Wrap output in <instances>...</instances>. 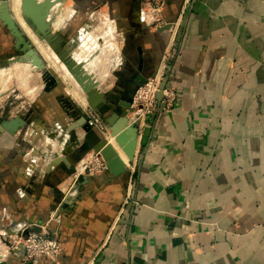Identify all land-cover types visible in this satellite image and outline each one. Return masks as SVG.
<instances>
[{"label": "crops", "instance_id": "0c3cea01", "mask_svg": "<svg viewBox=\"0 0 264 264\" xmlns=\"http://www.w3.org/2000/svg\"><path fill=\"white\" fill-rule=\"evenodd\" d=\"M63 1L71 18V4L75 19L103 11L118 40L123 68L102 89L115 111L166 59L177 100L149 118L125 175L82 181L62 204L61 224L50 225L62 244L56 264H264V0H197L170 45L168 31L141 22L143 0ZM182 5L168 0V23ZM71 33L81 35L64 26L62 37ZM57 110L62 123L60 102ZM47 123L35 120L8 145L0 138V216L13 228L46 225L71 176L64 163L47 177L27 172L25 154L45 145L31 133Z\"/></svg>", "mask_w": 264, "mask_h": 264}, {"label": "rangeland", "instance_id": "374dc122", "mask_svg": "<svg viewBox=\"0 0 264 264\" xmlns=\"http://www.w3.org/2000/svg\"><path fill=\"white\" fill-rule=\"evenodd\" d=\"M10 3L11 0L9 1V8L11 10ZM71 6L74 5L71 4ZM102 12L103 11L98 10L97 14H95L94 16L91 15L84 19L83 18L75 19V16H73L72 18L67 16L69 11L68 12L65 11L63 12V15L61 14L60 17H62V19L65 20L63 23L64 26L69 28H74L76 33H79V31L82 32L83 28H85L87 25L88 28L87 29L85 28L86 34L81 39L82 42L80 41L79 42L80 44L78 43L77 44L78 46L76 45L74 51L76 54L83 55V57H81V59L83 58L82 60H84L83 62H85V59L86 62L90 60L88 62L89 64L87 63L88 65H86L87 67L85 65L84 66L86 67V69H88V67L89 68L93 67L92 69H88V70L89 71L91 70L93 76L95 74L96 75L94 77L89 74L87 75H89L91 78H93L94 81L97 82V86L100 87V90L107 95V102L113 106L115 104L113 98L108 92H104V90L102 89L106 90L110 87V83H111L110 78L112 79L114 77L115 72L123 68V64H120L118 67L116 65L117 63L116 60L119 61L121 55L119 50L118 40L116 39V37L113 38L114 37L113 32H110L112 31L111 28L109 27L110 29H107L108 28L106 26L107 21L104 18ZM88 18L89 19L92 18V21H90ZM0 27H3L1 23H0ZM19 28L24 33V31L20 26ZM90 34H92L93 36H91ZM108 34H110V36ZM24 35L29 39V37L25 33ZM72 35L73 33H71L70 35L71 39H68L67 37H66L67 39L64 38L65 40H67V43L73 40ZM94 36H97L98 39H96V37ZM92 37H94V39H92ZM90 39L94 41H91ZM87 41L90 43H86ZM32 45L34 46L33 43ZM94 46H97L98 48L97 47L94 48ZM117 49L119 50V52ZM71 55L74 58V53ZM18 56L19 55L17 51L14 50L13 38L9 35L7 30L4 29L3 33L0 34V64L5 66L4 68L0 69V123L4 120L14 119L17 116H25L26 118H28L29 123L33 124L35 120H40L41 118H43V116H47L49 118V121L51 122V123H47L49 126L46 125L47 131L42 132L43 134L41 135L38 134L37 132H34L36 133V135H38L37 142L42 140V142L49 143L48 144L49 146L47 148L45 149L41 148L40 150H38V152L41 153V160L38 163V169L40 170L42 166H44L46 163L48 164V162L51 161V159L46 161V158H49L50 156L43 155L42 152L44 150L45 151L47 150L48 152L56 153L57 155H59V157L62 156L63 153L67 152L66 154L68 155V153L71 154L73 152V156L75 157V161L73 162V167L74 169L76 168L78 169L82 163H87L89 161L90 154L94 153V150H90L89 152H84L81 149H79L77 147L78 145L74 143V140H72V137L69 135V132L66 129L70 125V123H72V111L83 109L85 106L90 105L91 103H89L88 99L87 100L85 99L86 96L84 94L81 95V92L78 91L77 87H75L76 85L73 84L74 82H72L71 79L62 77V74L59 73L57 70H55V68L53 67L54 64L48 63L46 60H44V58L41 55L40 56L45 61V69L43 71H39L34 67L32 68L29 65H26L28 61L27 62L19 61L17 59L19 58ZM114 57L116 59H114ZM94 58L95 60H93ZM10 61L13 64H10L9 63ZM94 62H96L95 65ZM78 64L81 65L86 72L84 66L80 63ZM96 64L99 65L97 66ZM93 69L94 70L97 69V71H94ZM101 74L103 75L101 76ZM147 81L148 79L146 80V82ZM75 82L77 83L76 80ZM145 83L139 85L136 88V90L140 86L144 87L146 85ZM77 85L79 84L77 83ZM80 96L85 98H81ZM83 99L85 102L82 101ZM58 102H60L65 109V116H64L65 118L63 121L64 123L63 122L56 123L59 118V114L57 110ZM68 102H70V104L74 106V109L67 108ZM80 132L83 134V131L81 130L78 131L77 133L80 134ZM50 135L51 136L54 135L53 141H50V137H51ZM66 135H68L69 137L67 136L68 137L67 138ZM4 136L7 138H5V140H3L2 142L8 145L10 141L9 135L5 134ZM102 138L103 139L106 138V141H108L107 136L105 137L102 136ZM62 142L64 146L62 145ZM34 145H36L35 142ZM69 149H71L70 152L67 151ZM54 169L55 168H51L50 173H52ZM74 173L75 171H71V175ZM80 187L78 190H81ZM61 200H62V196H60L56 202L58 204H64V202L61 203Z\"/></svg>", "mask_w": 264, "mask_h": 264}, {"label": "built area", "instance_id": "2783aa9c", "mask_svg": "<svg viewBox=\"0 0 264 264\" xmlns=\"http://www.w3.org/2000/svg\"><path fill=\"white\" fill-rule=\"evenodd\" d=\"M192 1L193 0H183L181 13L178 19L172 23H168L163 15L168 0H143L140 7L141 22L145 26L157 31L170 25V29L168 30L170 33V45L175 41ZM167 54L165 55V59L169 56ZM120 64H122L121 55L118 63H116L117 67ZM170 71L171 66L169 64V59H166V62L162 65L158 73L154 77L148 79L144 87L140 86L132 97L128 119L131 124L137 125L139 145L142 143L149 118L157 111L160 113H168L175 105V101L177 100L175 87H169L167 85L164 90V100L160 107L156 99L159 86L163 79L170 74ZM80 111L86 118L89 128L104 137L109 135L110 130L108 125L97 111L93 110L89 105L85 106ZM33 133L34 132L31 134ZM25 136H27V134H25ZM25 139L27 140V138ZM78 143L79 145L77 147L79 149L84 152H89L83 146V138L79 139ZM44 144L43 149L49 146L48 142H44ZM42 154L50 156L46 158V161L50 159L51 161L42 166L40 170L38 169V163L41 160V153L38 152L36 148H32L25 154L24 157L28 165V173L35 175L37 172L39 173L45 169V177L50 174L48 169L50 166L52 167V161L56 160L55 156L57 154L48 152L47 150H44ZM74 171L75 173L70 176L68 184L58 190V197L62 196L61 203L75 200L78 197L80 194L78 189L83 181L82 178H85L87 181L96 178L99 175L108 173V168L101 154L94 152L90 154V159L87 163H82L81 166ZM128 200H130V195L128 196L127 201ZM61 206L62 204H59L51 215L48 223L40 227L24 223L13 228L11 224L6 225L4 217L0 216V264H40L42 261L48 262L49 264H56L62 255V244L59 240L51 236L50 225L52 223L61 224Z\"/></svg>", "mask_w": 264, "mask_h": 264}, {"label": "water", "instance_id": "95a60500", "mask_svg": "<svg viewBox=\"0 0 264 264\" xmlns=\"http://www.w3.org/2000/svg\"><path fill=\"white\" fill-rule=\"evenodd\" d=\"M9 1L10 0H0V23L14 40V50H16L19 55L17 59L22 62L30 61L32 66L36 67L39 71H43L45 69V61L15 22L9 8ZM61 1L63 0H22V9L32 29L44 39L55 54L58 55L60 61L66 65L84 93L92 100V104L89 106L97 111L108 125L110 136L123 151L128 163H125L111 143H107L106 138H101L96 131L91 130L87 126V120L80 110H73L72 123H70L66 130L74 140V143L79 145V139L83 138V146L85 149L100 153L107 165L109 174L115 178H119L127 173L128 168L126 164L135 161L139 146L137 125L131 124L128 119L130 103L125 105L122 112L118 113L115 111L113 106L107 102V95L97 86V82L87 75L83 67L73 59L68 50L69 42L67 43L64 37L53 30L52 23L48 19V10L53 9ZM196 3L197 0L192 1L190 10L194 8ZM169 29L170 25H167L158 31H168ZM9 63L12 64L11 61ZM169 79L170 74L163 79L159 86V91L156 95L159 107L164 100V90L168 85ZM145 82L146 80H143L140 85ZM70 109H74L73 105L70 106ZM29 125V120L25 116H17L11 120H4L0 123V138L5 134L15 137ZM80 130L83 131V134L77 133ZM148 147L149 144L145 146L143 150L144 153L147 152ZM68 156L69 153L68 155L63 153L60 157L56 155V160L53 161L52 167L50 166L48 170L51 171V168H56L64 163L71 171H74L73 161L71 158H66ZM82 180L87 181L85 178H82Z\"/></svg>", "mask_w": 264, "mask_h": 264}, {"label": "bare ground", "instance_id": "6f19581e", "mask_svg": "<svg viewBox=\"0 0 264 264\" xmlns=\"http://www.w3.org/2000/svg\"><path fill=\"white\" fill-rule=\"evenodd\" d=\"M39 1H44V0H39ZM11 10H12V12L11 13H13V18H14V20H16L15 22L17 23V25H19L21 28H22V30L24 31V33L29 37V39L32 41V43L34 44V46L36 47V49H37V51L39 52V54L44 58V60H46L48 63H53L54 65H53V67L55 68V70H57L59 73H61L62 74V77H65V78H69V79H71V81L72 82H74L73 84L74 85H76L75 87H77V89H78V91H80L81 92V95L82 94H84L85 96H86V98L85 97H81V98H85L86 100L88 99V101H89V103H91L92 104V100L84 93V91H82V89H81V87L79 86V85H77V83L75 82V77L73 76H71V73H70V71L67 69V67L65 66V64H62L63 62H61L60 61V59H59V57H58V55L56 56V54H55V52H53V50L51 49V47H49V45L46 43V41L44 40V39H42L33 29H32V27L29 25V23L27 22V20H26V18H25V13H24V11H23V9H22V0H11ZM69 9H70V6H69V3H66V2H64V1H61L60 3H58L53 9H50V10H48V19L50 20V22L52 23V26H53V29L56 31V32H59V34L62 36V32H63V29H64V21L65 20H63L62 19V17H60L61 16V14L63 15V12H65V11H69ZM72 9V8H71ZM87 29V28H86ZM86 29H84V30H82V32H81V35H79L78 37H76L75 39H73V40H71L70 42H69V44H68V50H69V52H70V54H73L74 53V60H76L77 61V63H80V64H82L83 66L85 65H88L89 63V61L88 62H86V59H85V62H83L84 60H82L81 59V57H83V55L82 54H76L75 53V51H74V49H75V47H76V45L81 41V39L84 37V35L86 34ZM108 29V28H107ZM110 32H112V31H110ZM90 33V32H89ZM102 33H103V31H102ZM101 33V34H102ZM105 33V32H104ZM106 34V33H105ZM91 36H93L92 34H90ZM89 35V36H90ZM109 36H110V34H108ZM107 35V36H108ZM100 36V35H99ZM98 36V37H99ZM94 37H96V39H98L97 38V36H94ZM94 37H92V39H94ZM102 37V36H101ZM89 38V37H88ZM110 38V37H109ZM91 40V39H90ZM105 40V39H104ZM111 40V39H110ZM91 41H94V40H91ZM82 42V41H81ZM96 42V41H95ZM106 42V41H105ZM86 43H90V42H86ZM111 43V42H110ZM80 44V43H79ZM97 44H98V42H97ZM112 44V43H111ZM83 45V44H82ZM108 45V44H107ZM78 46V45H77ZM113 46V45H112ZM95 47H97V46H94V48ZM111 47V46H110ZM98 48V47H97ZM96 48V49H97ZM112 48V47H111ZM102 49V48H101ZM112 50V49H111ZM114 50V49H113ZM95 51V50H94ZM87 52V51H86ZM101 52V51H100ZM99 52V53H100ZM89 53V52H88ZM102 53V52H101ZM90 54V53H89ZM88 54V55H89ZM117 55H119V54H117ZM90 57V56H89ZM89 57H88V59H89ZM97 59V58H96ZM114 59H116L115 57H114ZM93 60H95V58L93 59ZM17 61V60H16ZM114 61V60H113ZM117 61V63H118V60H116ZM18 62V61H17ZM93 62V61H92ZM14 63H15V61H14ZM88 63V64H87ZM95 63L96 62H94V65H95ZM13 64V63H12ZM91 64V63H90ZM106 64V63H105ZM5 65V64H4ZM26 65H29L30 67H34V66H32V64H31V62L30 61H28V63L26 64ZM97 65V64H96ZM99 65V64H98ZM97 65V66H98ZM84 66V68L86 69V67ZM5 66H3V65H1L0 64V69H2V68H4ZM35 69H37L36 67H34ZM93 67H91V68H89L88 67V69H92ZM94 68H95V66H94ZM88 69H86V72H87V74H89V75H91V76H93V74L91 73V70L89 71ZM38 70V69H37ZM94 70V69H93ZM107 70V69H106ZM31 71H32V69H31ZM94 71H97V69L96 70H94ZM93 71V72H94ZM5 72V71H4ZM99 72V71H98ZM97 72V73H98ZM104 72V71H103ZM104 74H106V73H104ZM96 75V74H95ZM94 75V76H95ZM103 74H101V76H102ZM93 76V77H94ZM108 76V75H107ZM100 77V76H99ZM98 78V77H97ZM103 80V79H102ZM67 81V80H66ZM101 82V81H100ZM79 92V93H80ZM78 95V94H77ZM79 97V96H78ZM83 102H85L84 101V99L82 100ZM85 105V104H84ZM30 126V125H29ZM29 126L28 127H26L25 129H27V128H29ZM24 129V130H25ZM51 136V135H50ZM54 136V135H53ZM53 136H51L50 137V141H53V139H54V137ZM68 135H66V137H67ZM102 136L103 135H101V138H102ZM49 137V136H48ZM65 137V136H64ZM65 137V138H66ZM69 137V136H68ZM67 137V138H68ZM67 140V139H66ZM73 140V139H72ZM107 143H111L114 147H115V149H117V151L119 152V154L121 155V157L123 158V160L125 161V162H127L128 160H127V158H126V156L121 152V150L119 149V147L117 146V144L115 143V140L112 138V137H110L109 139H108V141H107ZM51 144V143H50ZM64 144H66V143H64ZM62 145H63V142H62ZM38 146V145H37ZM64 146V145H63ZM63 148V147H62ZM68 149V148H67ZM67 151H71V149H69V150H67ZM67 153V152H66ZM73 154V152L71 153V154H69V156L68 157H66V158H68V159H70L71 158V155ZM49 163V162H48Z\"/></svg>", "mask_w": 264, "mask_h": 264}, {"label": "flooded vegetation", "instance_id": "af4514ba", "mask_svg": "<svg viewBox=\"0 0 264 264\" xmlns=\"http://www.w3.org/2000/svg\"><path fill=\"white\" fill-rule=\"evenodd\" d=\"M72 7L75 9V13H74L73 16L76 17L77 15H80V13H79V9H78L76 6H72ZM82 15H84V14L82 13ZM88 15H89V14H88ZM88 19H89V18H88ZM89 20L92 21V18H90ZM85 28H88L87 25H86ZM66 41H67V40H66ZM15 51H16V50H15ZM70 106H72V105L70 104V102H68V103H67V108L70 109ZM73 108H74V106H73ZM72 112H73V111H72Z\"/></svg>", "mask_w": 264, "mask_h": 264}]
</instances>
